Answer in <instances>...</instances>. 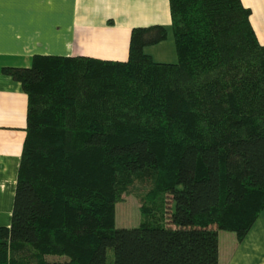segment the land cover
Listing matches in <instances>:
<instances>
[{
    "label": "trees",
    "instance_id": "1",
    "mask_svg": "<svg viewBox=\"0 0 264 264\" xmlns=\"http://www.w3.org/2000/svg\"><path fill=\"white\" fill-rule=\"evenodd\" d=\"M177 60L131 29L125 60L34 55L1 72L27 118L0 264H218L264 209V44L241 0H168ZM132 193L140 223L112 228Z\"/></svg>",
    "mask_w": 264,
    "mask_h": 264
},
{
    "label": "crops",
    "instance_id": "2",
    "mask_svg": "<svg viewBox=\"0 0 264 264\" xmlns=\"http://www.w3.org/2000/svg\"><path fill=\"white\" fill-rule=\"evenodd\" d=\"M241 2L250 8L249 21L257 40L264 44V0ZM152 24L170 27L168 0H34L3 5L0 226L10 224L27 118V96L21 84L1 68L29 66L34 55L125 60L131 29ZM161 43L145 47V52L156 61L167 62L163 59L171 54ZM218 264H264V209L241 241L232 231L218 230Z\"/></svg>",
    "mask_w": 264,
    "mask_h": 264
},
{
    "label": "rangeland",
    "instance_id": "3",
    "mask_svg": "<svg viewBox=\"0 0 264 264\" xmlns=\"http://www.w3.org/2000/svg\"><path fill=\"white\" fill-rule=\"evenodd\" d=\"M165 45L167 52L170 51L171 58L165 57L163 60L167 62H175L177 60L176 51L174 47V40L171 27L167 28V36L161 41ZM166 52V53H167ZM168 54V53H167ZM115 218L112 228L116 227H134L140 223L141 214L139 210V201L132 193L124 194L122 199L115 202L114 206ZM113 253L111 249L107 250V264H112Z\"/></svg>",
    "mask_w": 264,
    "mask_h": 264
},
{
    "label": "snow or ice",
    "instance_id": "4",
    "mask_svg": "<svg viewBox=\"0 0 264 264\" xmlns=\"http://www.w3.org/2000/svg\"><path fill=\"white\" fill-rule=\"evenodd\" d=\"M6 2L30 3V2H34V0H0V34H2L3 31V5Z\"/></svg>",
    "mask_w": 264,
    "mask_h": 264
}]
</instances>
